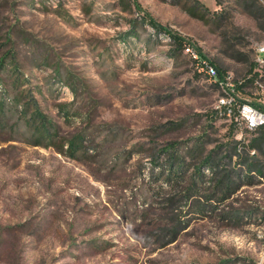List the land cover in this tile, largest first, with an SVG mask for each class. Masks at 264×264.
Segmentation results:
<instances>
[{
	"label": "rangeland",
	"instance_id": "1",
	"mask_svg": "<svg viewBox=\"0 0 264 264\" xmlns=\"http://www.w3.org/2000/svg\"><path fill=\"white\" fill-rule=\"evenodd\" d=\"M260 8L0 0V264H264V177L234 176L229 197L209 201L201 166L184 195L205 157L260 135L220 114L218 87L186 48L264 106ZM165 161L182 163L184 180H165ZM236 161L228 169L242 173Z\"/></svg>",
	"mask_w": 264,
	"mask_h": 264
},
{
	"label": "trees",
	"instance_id": "2",
	"mask_svg": "<svg viewBox=\"0 0 264 264\" xmlns=\"http://www.w3.org/2000/svg\"><path fill=\"white\" fill-rule=\"evenodd\" d=\"M258 20L261 18H264V11L262 8H260V11H257V13L254 14ZM152 26L158 27L159 29L165 30L162 26H159L158 24L151 22ZM170 36L173 38L174 41H176L182 48L186 45L185 39L179 37L178 35L174 33H170ZM200 54V53H199ZM199 58H203V56L200 54ZM211 63L215 64L213 61ZM216 65V64H215ZM216 68L220 75H222L221 69L216 65ZM4 104L0 103V109L4 110ZM23 116H25V112L23 110L22 113ZM260 135L255 136L253 139L250 140L249 143L243 144V146L240 148L239 144L241 141H235V143L231 146L230 154L222 155L220 154H209L207 157H205L204 160H202V165H199L194 172L190 175L191 182L187 188L185 196L193 195L197 192L196 190L200 187H198L199 183H197V179L200 176H206L205 172L201 170L202 168H207L209 171H211L212 176L209 179L210 184H214V186H211V188L214 191V194L210 197H208V200H212L215 197L218 196V192H222V195L217 199V202L225 200L227 197H229L230 193L233 192V189L237 186L236 179L234 176H236L238 179H252L253 174H257L259 176L264 177V164L261 160H259L255 155H250L249 149H254L257 151H260L264 154V126L260 127L259 129ZM174 146V145H173ZM75 142L72 141L70 144L71 149H75ZM168 148V147H167ZM168 149H165V151H168ZM232 152V153H231ZM237 156V161L239 165L245 166V170L243 166L240 168L242 173H239L237 167H233L231 169H228V165L232 164L233 156ZM228 157V160L231 162H225L222 159ZM172 158L175 160L178 159L176 153H173L169 156L168 159L171 161ZM225 158V159H226ZM227 160V159H226ZM162 171L166 172L165 180L171 182L174 181L178 183L179 181L184 180L187 169L184 168V165L182 163H178V165H174L173 163H168V161H165V163L162 164ZM244 173V174H243ZM205 174V175H204ZM201 180V179H200ZM200 186V185H199ZM197 188V189H196ZM171 200V199H170ZM177 231L173 232V235H176Z\"/></svg>",
	"mask_w": 264,
	"mask_h": 264
},
{
	"label": "built area",
	"instance_id": "3",
	"mask_svg": "<svg viewBox=\"0 0 264 264\" xmlns=\"http://www.w3.org/2000/svg\"><path fill=\"white\" fill-rule=\"evenodd\" d=\"M186 50L190 52L196 60H200V71H203L219 89L218 104L221 115L235 120L236 123L244 126L249 131H256L264 126V106L256 101H250L240 96V88L243 87V79L237 80L232 73L220 75L216 65L211 61L202 60L198 53L191 47ZM256 69L264 72V40L255 44ZM257 75L259 73L256 71ZM256 80V78H255ZM257 83L263 86L261 79L257 78Z\"/></svg>",
	"mask_w": 264,
	"mask_h": 264
}]
</instances>
